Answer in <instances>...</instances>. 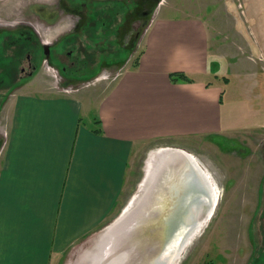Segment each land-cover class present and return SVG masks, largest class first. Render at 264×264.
Instances as JSON below:
<instances>
[{
    "label": "crops",
    "instance_id": "crops-1",
    "mask_svg": "<svg viewBox=\"0 0 264 264\" xmlns=\"http://www.w3.org/2000/svg\"><path fill=\"white\" fill-rule=\"evenodd\" d=\"M237 1L244 26L213 33L232 36L234 54L224 49L230 37H209L205 20L160 12L136 62L104 94L21 90L7 98L0 264H52L115 219L133 153L150 142L201 138L222 149L215 137L264 141V0ZM212 56L229 67H209ZM173 72L190 80L172 81Z\"/></svg>",
    "mask_w": 264,
    "mask_h": 264
},
{
    "label": "rangeland",
    "instance_id": "rangeland-1",
    "mask_svg": "<svg viewBox=\"0 0 264 264\" xmlns=\"http://www.w3.org/2000/svg\"><path fill=\"white\" fill-rule=\"evenodd\" d=\"M124 1L126 7L117 8L114 14L98 15L105 18V25H109H103L102 18L98 21L99 17L95 16L93 26L79 28L78 33L65 37L64 34L73 28L72 15L65 13L55 19L52 17L50 20L53 22L47 23L37 12L39 8H57L61 0H0V30H36L42 41L46 42L61 38L63 32V55L74 47V56H78L79 60L84 59L85 50L89 57L86 64L79 61L80 64L70 66L67 64L69 56L64 55L66 64H37L36 71L30 76L27 73L30 70L29 64H18L17 60L19 56L21 61L24 60L23 56L27 55L31 40L21 35L20 43L11 44L4 36H0V78L3 80L0 82V149L5 134L2 107L11 94L21 90L84 92L96 96L104 94L121 70L136 62L141 51L143 32L154 15L169 12L176 16H197L206 21L209 37L213 35V39L222 42L229 35H214L215 31H231L237 26H244L240 16L243 10L237 0ZM103 26L107 28L103 29ZM13 33L18 35V31ZM229 37L224 43V49L234 54L237 52L235 41H231L232 36ZM215 46L214 50L219 54L220 47L217 43ZM15 49L18 56L12 54ZM227 61L212 56L209 67L217 71L222 66V69H227L229 64H224ZM62 66L66 68L65 72L61 71ZM22 67L26 68V73L20 72ZM62 75L72 77L73 81L69 79L64 82ZM214 139L222 149L201 138L175 142L179 148L194 156L203 171L209 174L216 188V199L210 215L205 216V212H202L203 219L207 217L205 222L181 248L173 264H264V180L262 189L257 190L259 180L264 178V141H251L247 137L241 138L243 143L217 137ZM164 143L167 142H150L134 151L129 182L120 204L122 209L116 213V217L140 193L153 161L152 153L165 147L178 148L165 146ZM113 220H106L100 228L87 234L78 245L68 248L52 264H102L100 262H103L105 243L99 242L102 232Z\"/></svg>",
    "mask_w": 264,
    "mask_h": 264
},
{
    "label": "water",
    "instance_id": "water-1",
    "mask_svg": "<svg viewBox=\"0 0 264 264\" xmlns=\"http://www.w3.org/2000/svg\"><path fill=\"white\" fill-rule=\"evenodd\" d=\"M151 161L140 193L101 234L102 264H173L213 209V183L195 157L165 147Z\"/></svg>",
    "mask_w": 264,
    "mask_h": 264
},
{
    "label": "flooded vegetation",
    "instance_id": "flooded-vegetation-1",
    "mask_svg": "<svg viewBox=\"0 0 264 264\" xmlns=\"http://www.w3.org/2000/svg\"><path fill=\"white\" fill-rule=\"evenodd\" d=\"M60 1V0H59ZM147 4V3H146ZM46 8L45 6H42ZM125 8L126 4L124 0H61V5L57 8H51V9H38L37 12L40 15L42 19H45L47 23H52L53 21L50 20V18L53 17V19L63 16V14H70L74 17L73 21V28L70 29L69 32L64 34L65 37H67L70 34H76L78 33V29H86L88 27H91L94 25L93 17L96 16L98 18L99 14H114L115 11H117V8L120 9ZM147 10H145V13ZM144 13V14H145ZM127 16V15H126ZM102 18V17H101ZM99 17L97 20H101ZM102 21H104L105 25V18H102ZM107 22V21H106ZM103 23V22H101ZM32 26V24H30ZM109 25V24H106ZM105 25V26H106ZM103 26V29H106L107 27ZM33 27V26H32ZM34 28V27H33ZM16 29H7V31H4L6 29H1L0 36H4L3 38L6 39L8 42L13 43H20L21 35H25L26 40H31V46L27 49V55L23 56V61H21V58L19 56L17 63L20 64H29L30 70L27 72L28 75H32L33 72L37 69V64H66L65 59L63 60V56L67 55L69 56L70 60L67 64H70V66H73L74 64H86L87 61H89V57L87 56V51L84 52V59L79 60L78 56H74V47H71L66 51V53L63 55L62 51V42H63V32L61 33V38H56L51 42L42 41L41 37H39V33L27 31L26 29L23 30H17ZM119 30V29H118ZM14 31H18V35L14 34ZM64 37V38H65ZM59 48L61 49V52L59 51ZM60 52V53H59ZM13 56L17 55V50L15 49L12 52ZM67 60V59H66ZM80 61V62H79ZM91 61V60H90ZM66 68L62 66L61 71L65 72ZM26 68L22 67L20 69V72L26 73ZM7 76V74H6ZM20 77V76H19ZM5 78V77H4ZM6 79V78H5ZM71 80L72 77L69 76H63L62 80L64 82H67L68 80ZM3 81L0 78V82ZM5 81V80H4ZM73 81V80H71Z\"/></svg>",
    "mask_w": 264,
    "mask_h": 264
},
{
    "label": "trees",
    "instance_id": "trees-1",
    "mask_svg": "<svg viewBox=\"0 0 264 264\" xmlns=\"http://www.w3.org/2000/svg\"><path fill=\"white\" fill-rule=\"evenodd\" d=\"M170 78L172 81H176L177 79H182V80H186L189 81V77H187L184 73L182 72H173L170 75Z\"/></svg>",
    "mask_w": 264,
    "mask_h": 264
},
{
    "label": "bare ground",
    "instance_id": "bare-ground-1",
    "mask_svg": "<svg viewBox=\"0 0 264 264\" xmlns=\"http://www.w3.org/2000/svg\"><path fill=\"white\" fill-rule=\"evenodd\" d=\"M193 157H194V156H193ZM213 186H214V184H213ZM215 190H216V188H215V186H214V187H213V190H212V191H213V201H214L213 205H215V199H216V197H215ZM208 215H209V214H208ZM208 215H207V216H208ZM206 218H207V217H206ZM206 218H205V219H206ZM205 219H203V220L200 221V226H199V227H201V226L203 225V223L205 222Z\"/></svg>",
    "mask_w": 264,
    "mask_h": 264
}]
</instances>
